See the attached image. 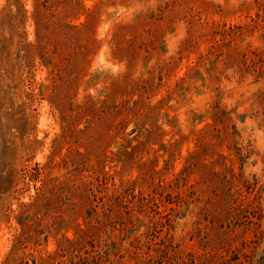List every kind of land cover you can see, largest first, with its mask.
Here are the masks:
<instances>
[{
  "label": "rangeland",
  "instance_id": "obj_1",
  "mask_svg": "<svg viewBox=\"0 0 264 264\" xmlns=\"http://www.w3.org/2000/svg\"><path fill=\"white\" fill-rule=\"evenodd\" d=\"M0 264H264V0H0Z\"/></svg>",
  "mask_w": 264,
  "mask_h": 264
}]
</instances>
